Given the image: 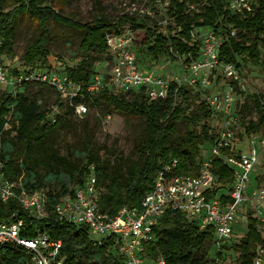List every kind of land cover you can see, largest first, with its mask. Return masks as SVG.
<instances>
[{
	"label": "trees",
	"instance_id": "1",
	"mask_svg": "<svg viewBox=\"0 0 264 264\" xmlns=\"http://www.w3.org/2000/svg\"><path fill=\"white\" fill-rule=\"evenodd\" d=\"M144 6L154 15L158 7H164L170 23L160 26L146 14L137 13H121L111 19L98 13L91 21L81 23L59 15L60 0H0L1 63L3 58L14 56V32L20 21L29 20L40 29L39 36L21 56V64L13 67L3 64L12 75L35 70L63 74L83 88L82 98H77L74 104L103 108L106 114L142 122L135 156H123L122 152L96 142L100 119L94 118L92 126L86 120L79 121L82 117L74 116L71 107L46 85L28 82L14 92L9 88L0 90V179L15 184L18 195L43 193L46 213L43 220H35L16 200L0 202V222L17 213L25 227L20 232L22 237H34L36 229H40L52 239L61 240L60 258L65 264H121L119 256L107 250L112 241L93 247V237L84 228L59 223L55 218L56 204L66 196H73L90 167L94 168L99 211L114 216L123 207L139 208L143 197L153 189L155 178L166 167H169L166 178L197 176L204 161L200 147L212 146L218 137L212 125L218 116L205 100L207 92L203 96L171 83L164 99L149 101L144 90L116 91L109 85V73L101 77L102 87L98 91L86 92L96 77L93 65L113 62L107 38L125 29L139 31L143 38L138 49L145 62L179 58L187 68L200 52V43L193 33L211 29L223 41L218 48V60L233 65L239 75L243 66H259L264 56V0H251V10L242 13L232 12L226 0H147ZM98 7L93 0L94 10ZM48 18L80 34L75 66L62 69L50 66ZM230 31L234 32L233 37L229 36ZM242 95H238L233 115L237 119L234 132L239 129L243 140L264 134V97L243 95L242 100ZM53 108L58 113L53 114ZM250 108L256 111L257 121H245ZM64 133L74 135L75 144L61 153L58 143ZM232 152L234 149H224L221 154ZM209 159L217 182L212 193L226 199L225 193L234 181L233 171L223 158ZM246 220L243 237L222 246L215 258H210L209 250L215 243L213 230L199 231L194 221L166 210L152 229L154 240L145 244V255L161 257L166 264H215L217 260H227L226 255L233 264H251L257 250L264 248V223L253 218L251 212H247ZM0 264H31V255L20 247L3 246Z\"/></svg>",
	"mask_w": 264,
	"mask_h": 264
},
{
	"label": "built area",
	"instance_id": "2",
	"mask_svg": "<svg viewBox=\"0 0 264 264\" xmlns=\"http://www.w3.org/2000/svg\"><path fill=\"white\" fill-rule=\"evenodd\" d=\"M226 1L232 12L251 10V0ZM144 14L151 16L147 9H144ZM126 32L128 33L107 38V46L113 58L109 85L123 93L144 90L149 101L164 99L171 83L185 86L202 95L207 92L205 100L221 120L218 137L210 149V158H223L224 164L233 171L234 181L225 193L226 199L222 200L219 193H212L217 182L210 169V159L203 161L200 172L195 177L174 175L166 178L165 174L169 171V167H166L155 178L153 189L143 197L139 208L123 207L116 215L108 216L101 213L96 204V178L94 168L90 167L85 181L75 189L73 196H66L56 204L55 218L59 223L84 228L93 237V247H101L112 241L107 250H113L121 259V264H166L161 257L149 258L145 255V244L153 242L152 229L166 210L179 212L187 220L194 221L199 231L213 230L214 245L218 251L232 241V227L239 210L246 219V214L242 213L246 204H249L252 217L264 223V189L255 190L251 196L245 197L250 172L257 164L259 154L264 153V134L250 136L251 144L260 146L259 152L252 147L244 152L238 150L221 154L224 149H234L232 142L237 119L233 115V109L236 96L246 91L245 81L233 65L218 60V48L223 41L211 29H201L193 33L194 39L200 43L199 56L185 68L181 78L167 81L152 75L148 67L141 69L137 65V55L132 45L133 35ZM229 36L233 37L234 32L230 31ZM219 75L230 82L214 90ZM102 81L101 77H95L93 84L87 86L85 91H98L102 87ZM28 82L41 83L51 88L62 103L71 107L74 116L81 118L87 114L85 105L74 104L77 98L83 96L82 86L73 83L65 75L42 70L12 75L0 62V86L14 92L22 83ZM52 113H58L57 108H53ZM12 200H16L19 207L31 218H46L43 193L18 195L15 184L0 179V202L8 203ZM24 229L23 221L17 213L0 222V247H20L30 253L31 264H65L60 258L61 240L52 239L47 232L40 229H36L34 237H22L20 232ZM94 236L101 238L95 240ZM225 262L217 260L215 264H233L230 260ZM251 264H264V248L257 250Z\"/></svg>",
	"mask_w": 264,
	"mask_h": 264
},
{
	"label": "rangeland",
	"instance_id": "3",
	"mask_svg": "<svg viewBox=\"0 0 264 264\" xmlns=\"http://www.w3.org/2000/svg\"><path fill=\"white\" fill-rule=\"evenodd\" d=\"M99 7L94 10L93 0H60L61 11L58 12L59 15L65 18L72 19L73 21H78L81 23L91 21L92 18L100 13L106 18H114L116 15L121 13H137L144 14V2L137 0H96ZM155 23L160 26H164L170 23V20L165 15L164 7H158L157 14L154 15L151 12L149 16ZM46 28L48 32V50L50 53L49 64L53 68H66L75 66L78 61L75 59V53L80 41V34L74 30L66 28L60 24L55 23L52 19L48 18L46 20ZM163 30L162 28H160ZM126 30V29H125ZM123 34H127L129 31L133 35L132 45L135 53L137 54V65L144 69L148 67L149 72L163 80H171L176 78H181L185 68L183 67V59L172 60L171 58L164 57L159 59L157 62L144 61V55L139 53L138 47L142 41V36L139 31L126 30ZM40 34V29L35 26L29 20H22L19 22L16 30L14 32V56L3 58L4 65H9V67L17 66L21 64V56L25 52L26 47L36 39ZM142 55V56H141ZM150 63V64H149ZM148 65V66H147ZM95 76L102 77L106 74H110L111 65H108L104 61L95 63L93 65ZM8 69V68H7ZM9 70V69H8ZM241 74L239 75L246 84V91L242 93L243 95H261L264 97V56H262L261 64L257 67L246 65L241 69ZM219 79L215 83V89L219 88L221 84L226 85L230 80L224 79L223 76H217ZM221 87V86H220ZM0 86V90L3 89ZM235 91H237L234 88ZM44 93V92H43ZM42 93V94H43ZM242 95V100L244 96ZM48 100V99H47ZM239 97L236 96V102H238ZM88 112L79 121L86 120L89 126L94 123V118L100 119V124L96 133V142L99 145H104L107 149L113 148L118 152H122L123 156L134 157L136 154V143L137 137L142 128V122L140 120H128L125 117L106 114L103 108H92L87 106ZM248 116L245 121L252 120L257 121L258 116L255 110L249 109ZM109 116V119L107 118ZM214 126V133L219 132L221 127L220 117L215 119L212 123ZM237 132H233V142L232 146L234 151H247L249 148H254L257 152L260 151V146L258 144H251L250 136L248 139H241L239 136V129ZM235 130V131H236ZM182 131V128H181ZM264 131V128H262ZM59 150L61 153H66L67 149H70L75 144V136L72 134H61L59 140ZM210 144H205L200 147L201 155L203 160H208L210 158ZM262 176V177H261ZM264 189V153H260L258 157V162L252 169L249 175V183L245 192V197L251 196L255 190ZM244 212H251L249 209V204L245 205ZM239 213L234 221L232 230L233 238L232 241H239L241 237L246 233L247 220L243 218L242 214ZM95 240H99L100 236H94ZM217 253V248L214 246L209 250L210 258H215ZM229 255H226V262L229 260ZM225 262V263H226Z\"/></svg>",
	"mask_w": 264,
	"mask_h": 264
}]
</instances>
